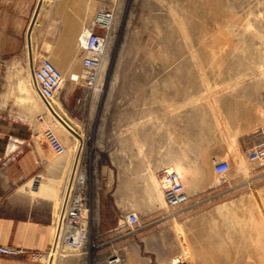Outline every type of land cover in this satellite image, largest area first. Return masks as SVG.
Segmentation results:
<instances>
[{"label":"rangeland","instance_id":"1","mask_svg":"<svg viewBox=\"0 0 264 264\" xmlns=\"http://www.w3.org/2000/svg\"><path fill=\"white\" fill-rule=\"evenodd\" d=\"M40 1L20 55L2 67L0 92L3 106L25 115L33 128L41 130L36 116L46 112L45 104L68 134L74 131L67 135L47 116L66 147L63 155L77 147L87 163L95 247L89 264H108L99 256L107 250L115 264H264V167L248 162L245 154L255 142L252 133L264 125V0L92 1L95 11L113 9L115 20L112 29L101 32L107 43L100 89L94 101L84 103L76 102L85 90L74 41L87 19L81 12L84 0H74L80 13L64 24L56 16L57 0ZM42 56L64 79L58 99L48 103L32 78ZM224 57L231 64L222 66ZM151 107L159 115L161 141L165 131L173 148V165L129 186L138 189L140 199H121L118 177L107 187L100 181L113 174L104 152L92 162L93 119L100 112ZM217 160L230 166L224 184L213 172ZM165 170L177 172L187 194H195L192 204L198 203L186 214H174L166 205L160 176ZM225 186L224 198L206 197ZM130 212L139 213L137 231L122 224ZM115 224L122 232H101ZM121 233L126 235L120 238ZM69 255L62 250L54 264Z\"/></svg>","mask_w":264,"mask_h":264},{"label":"crops","instance_id":"2","mask_svg":"<svg viewBox=\"0 0 264 264\" xmlns=\"http://www.w3.org/2000/svg\"><path fill=\"white\" fill-rule=\"evenodd\" d=\"M37 1L0 0V88L1 80L3 81L2 67L8 60L20 55L27 26L30 24L32 29L35 24L39 9L38 6L35 11ZM92 1L94 2L84 0L81 6V12L87 13L86 21L95 13ZM41 3L42 0L39 5ZM55 12L58 21L63 24L66 21L72 23L80 13L79 5L74 0H57ZM97 32L101 33L102 30ZM3 103L0 92V245L19 248L22 253L17 256H0V264H42L31 259V254L46 253L49 249L56 188L75 154L55 155L42 139L41 130L33 128L25 115L4 107ZM44 106L47 108L45 104ZM233 106L236 110L235 104ZM156 116L159 115L151 107V110L146 111L100 112L93 119L92 162L96 161L99 151L104 152L105 167L112 170L113 174L112 179L105 175L100 181L105 182L107 187L118 177L121 199H140L138 189L129 191V186L140 184V177L155 174V171L159 172L160 169L173 165V148L166 142L164 130L161 141L160 123L155 121L159 120ZM63 130L67 133L66 129ZM15 139L21 143L15 145L17 147L14 151H10L12 140ZM76 139L78 146L81 136L78 135ZM196 172L194 170V175ZM202 182L204 181H199V187ZM211 187L209 185L202 191ZM226 189V186L221 187L215 195L211 192L206 197L224 198L228 194ZM189 196L192 203L195 194ZM121 228L119 224L103 226L101 232H122ZM125 235L126 233H121L119 237ZM94 249L91 241L78 255L71 254L75 251L73 249H64L70 255L58 264H89L95 255ZM107 254L108 250L99 256L109 259L110 254L106 257ZM55 255L58 256V253Z\"/></svg>","mask_w":264,"mask_h":264},{"label":"built area","instance_id":"3","mask_svg":"<svg viewBox=\"0 0 264 264\" xmlns=\"http://www.w3.org/2000/svg\"><path fill=\"white\" fill-rule=\"evenodd\" d=\"M115 11L113 9H101L95 11L89 20L85 22L75 37L81 67L82 87L85 93L77 97V103L90 100V91L98 84L101 73V52L105 48L107 36L98 33L97 30L108 31L114 26ZM32 78L34 88L38 96L44 102H52L58 99V93L63 81L62 72L47 58L40 57L33 67ZM264 101V93H262ZM47 109V108H46ZM49 114L42 112L36 116L41 123V133L47 145L55 155H63L66 147L49 121ZM73 136L74 131L68 130ZM252 136L255 142L250 145L245 154L248 162L264 167V126L257 128ZM21 142L12 140L11 144L19 145ZM14 146L10 151H14ZM77 147L73 151L75 158L63 175L56 188L55 208L53 214L50 246L46 253H33L31 259L42 264H52L55 254L64 249L84 250L91 241V215L90 188L87 163L84 158L77 157ZM1 161V159H0ZM229 164L225 160L214 161L213 172L219 177V182H226V174ZM161 184L166 205L173 209L174 214H186L197 205L193 204L187 194L180 175L175 171L161 172ZM123 223L131 231L141 228L140 218L137 213L130 212L123 216ZM120 225V224H119ZM22 250L15 247L0 245V256H17ZM116 257H110L108 264Z\"/></svg>","mask_w":264,"mask_h":264},{"label":"bare ground","instance_id":"4","mask_svg":"<svg viewBox=\"0 0 264 264\" xmlns=\"http://www.w3.org/2000/svg\"><path fill=\"white\" fill-rule=\"evenodd\" d=\"M114 20H115V18H114ZM82 28V27H81ZM81 28H80V30H81ZM79 30V31H80ZM64 37H66V35H64ZM74 41H75V39H74ZM106 43H107V41H106ZM75 45H76V41H75ZM76 48H77V46H76ZM78 50V49H77ZM105 56H106V45H105V48H103V51L101 52V73H100V77H99V80H98V84L90 91V94H91V96H90V101H94L95 100V94L97 93L96 92V90H99L100 88L98 87V86H100V84H99V81H100V78H101V75H102V71H103V61H104V58H105ZM225 63H227L226 65H229V64H231V62L229 63V61L224 57L223 58V60H222V63H221V65L222 66H224L225 65ZM55 64V63H54ZM64 80V79H63ZM62 83H63V81H62ZM99 93V92H98ZM91 98H92V100H91ZM31 107V106H30ZM46 111H47V113L49 114V116L51 117V119H52V121L54 122V124H55V126L57 127V129H61V125H60V123L56 120V118L55 117H53L51 114H50V112L48 111V109H46ZM262 126H264V125H262ZM15 145L14 144H11L10 145V149H12L13 147H14ZM9 149V150H10ZM169 171H172V170H165V172H169ZM73 250H75V249H73ZM117 260V259H116ZM116 262H118V261H112L111 262V264H115Z\"/></svg>","mask_w":264,"mask_h":264},{"label":"water","instance_id":"5","mask_svg":"<svg viewBox=\"0 0 264 264\" xmlns=\"http://www.w3.org/2000/svg\"><path fill=\"white\" fill-rule=\"evenodd\" d=\"M103 184L105 183V182H102Z\"/></svg>","mask_w":264,"mask_h":264}]
</instances>
